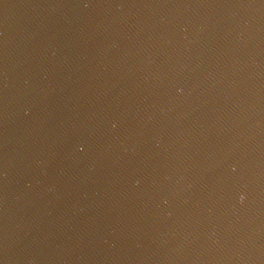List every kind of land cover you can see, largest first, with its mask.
<instances>
[{"label": "water", "instance_id": "water-1", "mask_svg": "<svg viewBox=\"0 0 264 264\" xmlns=\"http://www.w3.org/2000/svg\"><path fill=\"white\" fill-rule=\"evenodd\" d=\"M0 264H264V0H0Z\"/></svg>", "mask_w": 264, "mask_h": 264}]
</instances>
